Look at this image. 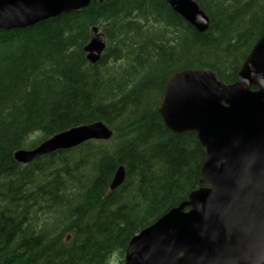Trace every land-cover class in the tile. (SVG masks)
<instances>
[{
  "label": "trees",
  "instance_id": "1",
  "mask_svg": "<svg viewBox=\"0 0 264 264\" xmlns=\"http://www.w3.org/2000/svg\"><path fill=\"white\" fill-rule=\"evenodd\" d=\"M195 1L209 17L204 32L165 0L92 2L0 29V264H124L130 238L200 186L205 149L195 131L164 125L165 82L200 67L234 82L264 33V0ZM94 25L106 45L91 63ZM96 121L112 138L14 158ZM119 166L124 180L111 189Z\"/></svg>",
  "mask_w": 264,
  "mask_h": 264
},
{
  "label": "water",
  "instance_id": "2",
  "mask_svg": "<svg viewBox=\"0 0 264 264\" xmlns=\"http://www.w3.org/2000/svg\"><path fill=\"white\" fill-rule=\"evenodd\" d=\"M103 1L0 0V29L31 26ZM165 2L198 31L208 29L209 17L195 0ZM105 45L104 33L92 26L84 46L88 61L98 62ZM159 113L170 131L196 132L205 149L200 186L130 238L124 264L264 263V33L232 83L207 67L171 74ZM113 134L102 121L82 124L33 148L18 149L14 158L28 163L90 139L109 140ZM124 176L119 166L110 188L118 187Z\"/></svg>",
  "mask_w": 264,
  "mask_h": 264
},
{
  "label": "rangeland",
  "instance_id": "3",
  "mask_svg": "<svg viewBox=\"0 0 264 264\" xmlns=\"http://www.w3.org/2000/svg\"><path fill=\"white\" fill-rule=\"evenodd\" d=\"M112 262H116V258H113Z\"/></svg>",
  "mask_w": 264,
  "mask_h": 264
}]
</instances>
